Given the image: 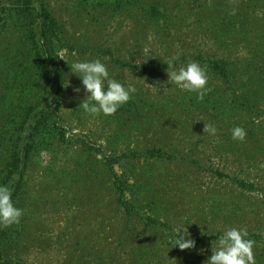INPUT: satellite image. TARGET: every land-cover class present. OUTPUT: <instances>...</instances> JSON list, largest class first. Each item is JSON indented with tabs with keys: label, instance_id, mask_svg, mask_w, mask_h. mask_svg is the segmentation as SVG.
<instances>
[{
	"label": "rangeland",
	"instance_id": "obj_1",
	"mask_svg": "<svg viewBox=\"0 0 264 264\" xmlns=\"http://www.w3.org/2000/svg\"><path fill=\"white\" fill-rule=\"evenodd\" d=\"M15 1L0 0V118L7 110L22 114L26 106L39 102L41 90L22 24L5 13ZM49 1L66 21V37L72 41L56 46L65 75L63 98L38 155L25 170L27 193L19 195L17 205L24 210L25 225L19 227L25 232L21 240H10L12 262L143 264L137 256L131 261L130 247L135 251L136 243L121 245L117 240L126 218L112 189L116 174L133 183L136 192L131 189L128 195L143 200L142 214H157L162 204L157 202V186L163 183L170 184L169 195L176 194L173 200L183 199L163 204L165 215L174 229L186 225L195 248L170 249L173 230L166 229L167 236L157 230L159 244L146 246L144 252L153 255L144 264H203L211 255V241L227 227L259 232L253 253L256 264H264V127L257 126L264 125V104L262 115L242 122L245 140L234 141L231 129L241 123L231 121L228 112L203 108L195 94L168 85L167 66L152 70V75L145 70V63L156 66L172 56L178 58V67L196 61L207 69L210 94L225 85L212 68L213 59L237 61L241 72L247 63L264 70V0ZM110 49L112 54H105ZM61 53L64 59L57 56ZM92 59L104 62L113 78L136 82V94L113 115L85 114L79 105L83 90L73 91L80 79L70 73L71 63ZM248 76L241 74L240 81ZM207 123L217 127L216 136L203 133ZM160 145L175 155L189 153L192 160H201V167L178 159H147L146 151ZM234 177L248 180L253 188L240 186ZM136 226L142 230L144 224ZM202 231L207 233L198 235Z\"/></svg>",
	"mask_w": 264,
	"mask_h": 264
},
{
	"label": "trees",
	"instance_id": "obj_2",
	"mask_svg": "<svg viewBox=\"0 0 264 264\" xmlns=\"http://www.w3.org/2000/svg\"><path fill=\"white\" fill-rule=\"evenodd\" d=\"M13 5V8L11 7L8 9L10 11L5 13L13 20L18 19L17 24H22L23 37H25L29 49L32 51V71L35 79H38L39 86H41L39 102L26 106L24 112L20 115L12 110H7L1 114L0 118V184L10 187L12 199L17 206L20 199L19 195L27 193L24 189L26 187L25 170L29 166V161L38 155L39 146L44 139L43 135L55 120L54 116L57 115L59 103L63 98L65 75L63 76L59 62L56 59V46L59 42L71 43L72 40H68L66 37V21L56 14V9L50 8L49 0H16ZM151 8L156 9L154 4L151 5ZM235 23L233 24L235 25ZM74 47L85 49L86 45L80 47L75 45ZM100 49L101 51L104 50ZM110 53L112 54V49L107 50L105 54ZM5 54L6 52L3 50V55ZM116 61L123 66L124 63L121 60ZM212 63L215 65L212 68L216 70L218 79L223 81L225 85L224 87L216 86L212 94H210L211 91L207 92L198 105L203 108H214L219 114L226 111L230 115L231 121L241 123L240 126L244 128L242 122L248 124L254 117L262 115L264 110V75H262L264 70L259 71L260 69L257 70L255 64L251 67V64L247 63L244 72H241L239 66H237L238 62L229 60L227 57H218V59H213ZM145 66V70L152 75V70H158L161 66L167 65L163 61H158L156 66L147 63H145ZM251 69L257 70V73L250 72ZM244 73H248V80L241 82V74ZM52 102H56L54 107L50 106ZM128 105L129 110L135 114L137 109L132 106V103ZM252 123H254V120ZM257 126L261 129L264 127L262 123L257 124ZM62 135L64 136V134ZM146 153H148L146 154L147 159L148 157L157 158L163 163L178 159L180 164L183 165L190 162L195 163L198 167L202 165L200 159L195 158V160H192L189 153L175 155L176 153L164 149L161 145L149 148ZM116 159H119V157H116ZM108 165L110 166V164ZM111 167H113V164ZM218 174L222 176L223 172L219 171ZM163 179L165 181L163 177L160 180ZM232 181H237L240 186L253 188V184L246 179L234 177ZM112 184V189H115L118 196V203L123 205L126 218L123 222L121 221L122 230H120L117 240L121 245H128L130 242L136 243L135 251H131L133 247H130L131 261L135 262L133 258L137 256L139 263L149 262L153 252L147 253L144 250L146 246L159 244L157 240L161 236L156 231L158 230L161 235L167 236L169 234H166V229L174 230L170 217L165 215L167 209L163 204L169 206V203H180L183 199L173 200L176 194L169 195L168 189L171 186L168 183H163L161 187L157 186L160 193V200L157 202L162 203L158 205L157 214L149 213V215H145L140 210L143 200L128 195L131 189L136 192L133 183H129V179L115 174V180ZM169 198L171 201H169ZM122 218H124L123 214ZM138 222L144 224L142 230L137 228L136 224ZM21 223L25 225L24 214L19 224L8 228H0V264H14L9 257V249L14 244L10 240L15 236L21 240L22 231L25 232L24 228L21 227V230L19 227ZM147 225L150 227H147ZM205 232L207 233V231L199 232L198 235ZM248 232L249 238L254 241L259 240L261 237L259 232L251 228L248 229ZM20 234L22 235L19 236ZM198 235H196V238H198Z\"/></svg>",
	"mask_w": 264,
	"mask_h": 264
},
{
	"label": "clouds",
	"instance_id": "obj_3",
	"mask_svg": "<svg viewBox=\"0 0 264 264\" xmlns=\"http://www.w3.org/2000/svg\"><path fill=\"white\" fill-rule=\"evenodd\" d=\"M229 14L234 15L235 9ZM57 56L64 59L62 53ZM177 59L175 56L165 59L167 84L182 93L195 94L198 100H203L209 91L207 69L196 61H189L178 67ZM69 69L71 74L80 79V86L73 89L74 93L78 94L81 90L84 93L79 105L85 114L91 116L115 114L138 90L134 81L113 78L108 66L100 59L76 60L71 63ZM217 131V127L212 123L205 124L203 129V133L209 136H216ZM246 135V130L241 126L231 129V138L234 141L242 142ZM23 214L24 210L17 207L12 199L10 187L0 184V228L19 224ZM168 244L171 246L170 249L178 247L180 250H185L195 248L196 242L190 237L185 225L173 230L168 238ZM254 244L255 241L249 238L246 227L224 228L220 235L211 241V255L203 261V264H256ZM200 251L204 250L200 249Z\"/></svg>",
	"mask_w": 264,
	"mask_h": 264
}]
</instances>
